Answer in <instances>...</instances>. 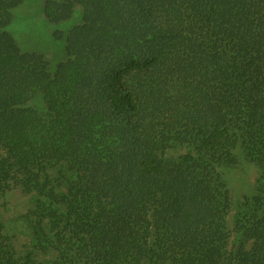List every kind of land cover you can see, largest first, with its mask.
<instances>
[{
	"label": "trees",
	"instance_id": "16d2710c",
	"mask_svg": "<svg viewBox=\"0 0 264 264\" xmlns=\"http://www.w3.org/2000/svg\"><path fill=\"white\" fill-rule=\"evenodd\" d=\"M23 2L0 0V200L33 196L30 249L0 219V264H264V0H43L56 64L3 30Z\"/></svg>",
	"mask_w": 264,
	"mask_h": 264
},
{
	"label": "rangeland",
	"instance_id": "374dc122",
	"mask_svg": "<svg viewBox=\"0 0 264 264\" xmlns=\"http://www.w3.org/2000/svg\"><path fill=\"white\" fill-rule=\"evenodd\" d=\"M71 25L72 20H69L59 27L67 30ZM56 28L57 26H51L43 15V0H24L23 4L13 11L10 24L3 30L13 35L24 51L42 53L52 64H56L64 59L62 41H56L52 35ZM181 152L182 150L178 149L172 154L178 155ZM257 174V167L244 158L240 159L236 166L224 171L233 205L243 196L253 193ZM33 199L31 194L13 187L4 193L0 200L3 235L18 255H23L30 249L26 216L32 207ZM233 215L234 210L227 215V225L230 230Z\"/></svg>",
	"mask_w": 264,
	"mask_h": 264
}]
</instances>
